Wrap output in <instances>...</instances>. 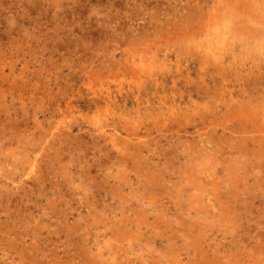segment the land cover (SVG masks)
I'll list each match as a JSON object with an SVG mask.
<instances>
[{"label":"rangeland","instance_id":"374dc122","mask_svg":"<svg viewBox=\"0 0 264 264\" xmlns=\"http://www.w3.org/2000/svg\"><path fill=\"white\" fill-rule=\"evenodd\" d=\"M0 264H264V0H0Z\"/></svg>","mask_w":264,"mask_h":264}]
</instances>
